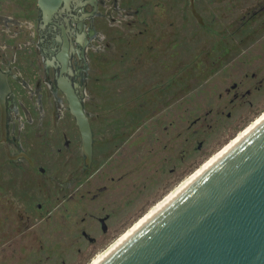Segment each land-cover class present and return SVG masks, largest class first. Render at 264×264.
I'll use <instances>...</instances> for the list:
<instances>
[{"label": "rangeland", "instance_id": "374dc122", "mask_svg": "<svg viewBox=\"0 0 264 264\" xmlns=\"http://www.w3.org/2000/svg\"><path fill=\"white\" fill-rule=\"evenodd\" d=\"M28 1L5 2V8L15 9L19 4L23 8L19 15L27 16L23 14L29 11ZM158 1H115L121 9L115 4L107 11L102 9L106 16L98 21L94 37L86 41L84 75L79 77L83 76L80 81L85 88L84 106L94 134V157L87 178L81 181L77 176L79 180L73 184L65 181L70 170L79 175L82 169L80 136L65 101L57 113L42 108L49 105V99L43 100L41 106L35 98L24 102L22 116L30 121L26 128L34 129L37 138L32 153L36 166L45 168V172L39 174L37 168L10 164L0 151V264H92L189 180L210 156L230 145L264 114L263 96L255 108H239L234 124L187 129L191 118L207 121L203 102L194 104L189 97L203 101L207 94L213 95L219 76L207 80L216 71V67L213 71L208 67L215 58H223L224 62L235 54L230 49L218 56L223 47L237 40L234 27L240 20L239 12L259 9L264 0H199L195 8L205 25L192 15L187 0ZM131 9L136 18L128 28ZM159 10L164 13L161 19ZM137 21H141L140 27ZM127 47L131 51L124 62L113 58L103 64L105 52H121ZM174 66L177 69L173 71ZM221 79L230 81L231 77L226 74ZM206 102L214 101L209 97ZM175 127L180 128V145L176 149L188 147V155L168 162L167 170L159 176L129 165L132 142L141 145L151 139V134L158 133L166 138V132ZM173 135L167 133L166 139ZM49 177L57 182H49ZM55 186H67L69 197L75 193L64 201L68 195L61 194ZM93 192L95 199L90 197ZM103 214L106 220L102 224L96 219ZM82 230L94 240L82 236Z\"/></svg>", "mask_w": 264, "mask_h": 264}, {"label": "flooded vegetation", "instance_id": "af4514ba", "mask_svg": "<svg viewBox=\"0 0 264 264\" xmlns=\"http://www.w3.org/2000/svg\"><path fill=\"white\" fill-rule=\"evenodd\" d=\"M110 1L113 0H71L67 6L62 5L61 10L56 11L55 15L48 22H43L40 18L41 13L36 5V0H29L27 2L29 11L23 14L27 16L19 15L23 9L19 4L15 9L5 8V2L7 4H14V0H0V69L8 73V81L11 87V92L5 98L6 133L5 139L2 140L0 128V151L8 163H19L22 167L37 168L39 174L45 172V168L36 166L37 160L34 158V153H32V150H34L32 149V145L33 143L35 144L37 138L34 136V129L26 128L28 127V123L30 124V121L22 116V114L25 115L24 106L26 105L24 102L30 103L35 98L36 104L41 106L43 100L49 99V105L42 108L48 112L53 110L57 113L61 107H64L63 103L65 101V109L69 111L64 93L55 84V73L60 68V63L55 56L57 51L62 47L63 33H65L68 41L74 47L70 55V66L73 70H77V72L76 75L72 76V79L80 81L81 76L79 77V75H84L83 70L87 51L85 49L86 41L88 42L90 38L94 37L98 31V21L106 16V13H103L102 9L107 11L108 8H113V4L119 8L118 10L121 9L119 7L120 3L118 5L115 2L117 0H114L113 3H109ZM197 1L199 0H194V6ZM188 2L189 0H187V7ZM157 3H159L158 0ZM86 12L89 14H86ZM133 12L132 9L128 10L131 16L128 18V28L131 27L130 22L135 17ZM245 12H248V14L245 15ZM198 13L200 14V12ZM163 14L159 10L158 18L161 19ZM152 16L155 17V12ZM200 16L202 18L201 14ZM238 18L240 20L236 22V26L234 27L237 33L236 42L231 44V46L226 45L223 47V52L219 53L220 55L218 54V56H221L230 49L235 50V54L226 59V61L224 60V62L223 58H215L211 60L212 64L208 67L211 71L216 67L215 73L209 76L207 80H210L214 75H218V82H214V89L218 86L216 89L219 90L212 89L211 94L213 95L207 94L203 101L200 97L197 98L198 101L192 100L193 95L189 97L190 102H194V104L203 102L202 106L206 109V115L203 117H207V121L203 123L195 117L193 120L191 118L187 122L189 123L187 124L188 130H194L196 127H202L207 130L213 125L219 127L234 124L238 119L239 108L242 107L245 111L255 108L261 97L264 96V5L252 11L242 10L239 12ZM201 23L205 25L203 19ZM226 28L228 29V25ZM130 45L128 43V46ZM148 45L153 46L151 43ZM176 69L174 66L173 71ZM226 74L228 78L231 77L230 81L221 79L222 75ZM14 87L18 90L16 91ZM209 97L214 101L211 104L206 102V99ZM45 115L47 116V113ZM23 118H25V122H23ZM178 126L179 124H177ZM177 127L166 132V138L168 137L167 133H174L172 139H166L158 133V135L151 134V139L145 143H141V145L132 142L130 144L129 165L135 164L137 167H140V172L146 170L155 176H159L167 170L166 164L168 162L176 161L188 155L191 150L188 147H183L182 151L176 149L180 145V128ZM42 134L44 135V133ZM45 142L50 144L47 140ZM199 142L201 143L202 140L200 139ZM68 143L66 144L67 149L69 148ZM185 149L188 150L186 151ZM23 153L31 159L32 164L29 163ZM93 157L92 154V159ZM72 158L74 159V155H72ZM91 165L92 160L90 166L87 169L85 168L82 154L81 174L77 175L74 169L70 170L65 179L67 184H73L78 181L80 176L81 181L87 178L86 174L90 170ZM169 170L172 171L173 168L170 167ZM97 173L99 174V172ZM48 181L54 184L57 182L50 177ZM55 187L62 191L61 194L68 195L66 193L67 186ZM98 187L101 188V186ZM73 188L76 189L77 187ZM89 190L87 191L89 192ZM76 192H79L78 188ZM74 193L71 194V197ZM95 194L96 192H93L90 197L95 199ZM71 197L68 195L64 201ZM101 218L103 221L106 220V214L97 216L96 220L100 221ZM81 235L86 236L91 241L94 240L92 236L87 234L86 230H82Z\"/></svg>", "mask_w": 264, "mask_h": 264}, {"label": "water", "instance_id": "95a60500", "mask_svg": "<svg viewBox=\"0 0 264 264\" xmlns=\"http://www.w3.org/2000/svg\"><path fill=\"white\" fill-rule=\"evenodd\" d=\"M70 1L36 0L41 20L48 22ZM188 7L202 21L194 0H189ZM63 36L55 56L60 63L55 84L64 93L79 131L87 169L93 154V131L84 108V84L72 79L77 72L70 66L74 47L65 33ZM10 92L8 73L0 69L2 140L5 98ZM100 222L103 224L102 218ZM99 264H264V117Z\"/></svg>", "mask_w": 264, "mask_h": 264}, {"label": "bare ground", "instance_id": "6f19581e", "mask_svg": "<svg viewBox=\"0 0 264 264\" xmlns=\"http://www.w3.org/2000/svg\"><path fill=\"white\" fill-rule=\"evenodd\" d=\"M259 120H261L264 117V114L258 116ZM258 120V121H259ZM257 121V122H258ZM256 122V123H257ZM252 123V122H251ZM251 123L249 125H251ZM256 123H253L251 127H253ZM249 128V129H250ZM249 129L241 133L237 138L233 140V142L225 147L224 149L220 150L215 156L212 155L208 159V162L203 164L201 167L197 168L195 170V174L189 178V180H186L184 184L180 185L172 194L168 195L164 200H162L145 218L140 220L133 228L129 229L128 232L125 233L124 236H122L117 242L112 244L104 253H102L96 261H94L92 264H99L103 259H105L117 246H119L135 229H137L143 222H145L152 214H154L161 206H163L170 198H172L178 191H180L187 183H189L195 176H197L203 169H205L211 162H213L219 155H221L227 148H229L235 141H237L243 134H245Z\"/></svg>", "mask_w": 264, "mask_h": 264}, {"label": "trees", "instance_id": "16d2710c", "mask_svg": "<svg viewBox=\"0 0 264 264\" xmlns=\"http://www.w3.org/2000/svg\"><path fill=\"white\" fill-rule=\"evenodd\" d=\"M134 18H136V16L134 17ZM134 21H135V19H133ZM138 22V26L140 27V22L141 21H137ZM137 26V27H138ZM140 32L143 34V28H140ZM140 32H134L135 34L134 35H137L138 37L139 36H141L140 34ZM130 33V32H129ZM129 37H128V41H129V39L131 38V36H130V34L128 35ZM126 39V38H125ZM127 40V39H126ZM126 42V44H128L127 43V41H125ZM130 43V42H129ZM116 45H118L117 43H115ZM138 45H141V44H138ZM140 47H142V45L140 46ZM133 50V49H132ZM131 50L127 47V48H125L124 50H122L121 52H116V51H114L113 53H108V52H105V59L103 60V64L105 65H107V63L110 61V60H112L113 58L115 59V61H118V62H124V58L129 54V52H130ZM94 55V52H90V56L92 57ZM94 57V56H93ZM92 60H94V59H92ZM98 62H99V60H98ZM100 63H102V62H100ZM100 117V116H99ZM115 118V117H114ZM99 120H100V118H98ZM116 120V119H115Z\"/></svg>", "mask_w": 264, "mask_h": 264}]
</instances>
